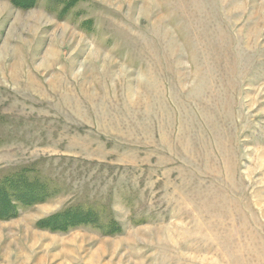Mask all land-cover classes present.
<instances>
[{
    "label": "rangeland",
    "instance_id": "1",
    "mask_svg": "<svg viewBox=\"0 0 264 264\" xmlns=\"http://www.w3.org/2000/svg\"><path fill=\"white\" fill-rule=\"evenodd\" d=\"M26 170L0 264H264V0H0V181Z\"/></svg>",
    "mask_w": 264,
    "mask_h": 264
},
{
    "label": "trees",
    "instance_id": "2",
    "mask_svg": "<svg viewBox=\"0 0 264 264\" xmlns=\"http://www.w3.org/2000/svg\"><path fill=\"white\" fill-rule=\"evenodd\" d=\"M29 174L30 170H26L24 173L17 174L13 177H6L0 181V205L8 206L10 211V214L7 215L6 210L3 208L2 210L0 209L1 217L7 216L6 218H8L14 216V214L12 215L14 209L13 203L9 198H11L15 192L17 195L15 199L24 205H30L32 201L45 196L46 186L37 180H31ZM96 219V215L90 211L67 210L47 220L45 227L49 224L52 231H66L67 229L86 227L90 223H94Z\"/></svg>",
    "mask_w": 264,
    "mask_h": 264
}]
</instances>
